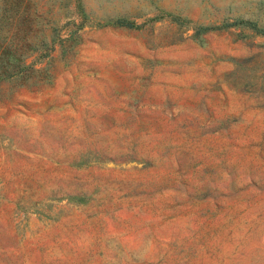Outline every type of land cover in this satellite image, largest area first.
<instances>
[{
	"label": "rangeland",
	"instance_id": "1",
	"mask_svg": "<svg viewBox=\"0 0 264 264\" xmlns=\"http://www.w3.org/2000/svg\"><path fill=\"white\" fill-rule=\"evenodd\" d=\"M241 20L264 0H0V264H264Z\"/></svg>",
	"mask_w": 264,
	"mask_h": 264
},
{
	"label": "trees",
	"instance_id": "2",
	"mask_svg": "<svg viewBox=\"0 0 264 264\" xmlns=\"http://www.w3.org/2000/svg\"><path fill=\"white\" fill-rule=\"evenodd\" d=\"M239 22L244 23L245 25H248V26L254 28L257 32H260V33H263V34H264V30H263L262 28H257V27H256V24H255L254 22H251V21H245V20H241V21H239ZM117 23L122 24L123 21H120V20H119V21H117Z\"/></svg>",
	"mask_w": 264,
	"mask_h": 264
}]
</instances>
